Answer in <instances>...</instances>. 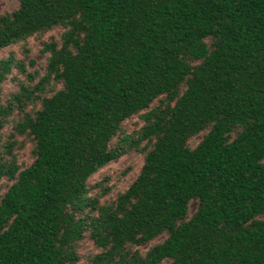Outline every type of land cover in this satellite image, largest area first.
Segmentation results:
<instances>
[{
	"label": "trees",
	"instance_id": "1",
	"mask_svg": "<svg viewBox=\"0 0 264 264\" xmlns=\"http://www.w3.org/2000/svg\"><path fill=\"white\" fill-rule=\"evenodd\" d=\"M57 26L45 73L10 100L25 65L0 58V264H81L85 236L84 264H264V0H17L0 50ZM13 106L23 168L1 140ZM142 141L137 175L99 203L88 179Z\"/></svg>",
	"mask_w": 264,
	"mask_h": 264
},
{
	"label": "rangeland",
	"instance_id": "2",
	"mask_svg": "<svg viewBox=\"0 0 264 264\" xmlns=\"http://www.w3.org/2000/svg\"><path fill=\"white\" fill-rule=\"evenodd\" d=\"M17 6V0H0V13L8 12L13 10ZM62 28L57 26L51 30H48L42 34L32 35L24 40L16 42L12 45L6 46L0 50V58L12 55L14 60H20L24 62L25 71H20L15 65H12L11 72L8 74L6 79L2 83V99L10 100L12 94L17 93L21 85L31 87L35 82L40 80V77L45 73L47 67V60L49 52L43 51L45 42L60 40V34ZM29 59L34 60V64L29 63ZM31 74V78L28 76ZM60 85L57 81H49L45 83L47 89L45 93H49L54 88ZM13 112L9 115L7 122L2 128V142L13 143L12 153L16 157V162L21 168L27 166L32 160L31 147L32 142L26 135L16 134L14 131V124L21 115L18 112L16 106H13ZM38 107V103H27L25 110H33ZM143 120L139 115H134L127 118L122 122L123 130L126 134H135L142 125ZM201 137V133L192 137L189 141L191 145H194ZM145 141H142L138 147L128 146L127 151L109 162L107 165L98 169L88 179L90 185V194L97 196L99 203L108 202L116 197L119 192H122L131 183L134 177L139 172V169L143 162V152ZM10 157V156H8ZM10 183L5 177L0 178V192H3L6 186ZM108 191H105L107 190ZM195 202L190 203L192 209ZM160 239V238H158ZM151 243L142 246L140 249L144 252ZM79 253L81 254L80 263L84 264L87 262L88 255L98 251V248L94 245L93 241L85 236L79 244ZM160 264H167L163 261Z\"/></svg>",
	"mask_w": 264,
	"mask_h": 264
}]
</instances>
